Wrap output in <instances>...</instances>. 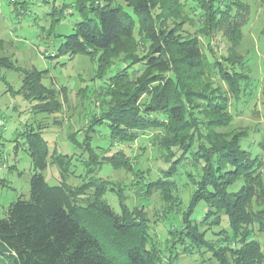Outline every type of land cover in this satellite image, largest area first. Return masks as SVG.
<instances>
[{
  "label": "trees",
  "instance_id": "16d2710c",
  "mask_svg": "<svg viewBox=\"0 0 264 264\" xmlns=\"http://www.w3.org/2000/svg\"><path fill=\"white\" fill-rule=\"evenodd\" d=\"M191 1L210 28L220 27L223 31L230 43L233 66L210 59L196 35L180 33L178 18L188 5L182 0H73L72 6L82 20L65 37L58 54H85L93 59L98 56L101 74L111 71L109 58L120 53L124 62L130 61L132 66L140 64L132 70L130 65L121 67L109 77L103 95L110 100L99 115H93L90 132L95 131L94 125H105L113 146L117 142L134 141L141 133L163 129L173 151L174 147L179 148L183 159L190 154L194 156L192 164L200 162L197 165L202 174L198 188L167 240L177 236V240L188 239L196 247L205 246L219 264H263L261 243L242 227L250 229L255 217L260 216H255L251 205L262 187L264 163L241 146L247 135L245 131L228 134L214 131V127L228 125L231 115L228 97L219 87L212 89L209 85L214 77H219L235 98L240 97L247 81L235 70L242 58L237 49L251 8L243 0ZM172 19L174 25L168 23ZM138 36L142 38L140 44ZM3 68L22 75L21 87L10 90L34 100L35 112L62 111L66 87L46 85L45 71L25 69L8 57H0V81L5 82ZM90 132L82 140L74 134L70 138L82 154L88 153V159H84L87 180L77 185L67 182L72 158L64 154H52L61 180L57 184L47 181L43 171L48 166V142L40 131L29 134L35 171L30 197H19L0 218V264H174V255L164 261L163 249L152 245L153 236L146 218L131 210L123 191L117 193L119 211L110 205L106 193L115 188L97 181L100 177L93 174L98 171L99 163L120 168L129 160H124L122 151L109 153L112 147H100L102 151L98 153L99 146ZM215 154L218 159L214 158ZM177 161L172 162L167 178L179 171ZM239 178L244 179L242 186L231 190ZM153 184L169 201V191L175 185L164 180ZM202 205L210 210L206 215L216 212L227 217L231 231L222 237L224 240L209 241L200 230L201 224L194 215ZM163 245L168 247L167 243Z\"/></svg>",
  "mask_w": 264,
  "mask_h": 264
},
{
  "label": "rangeland",
  "instance_id": "374dc122",
  "mask_svg": "<svg viewBox=\"0 0 264 264\" xmlns=\"http://www.w3.org/2000/svg\"><path fill=\"white\" fill-rule=\"evenodd\" d=\"M243 1L250 5L251 13L243 27L242 41L237 49V54L242 58L238 59L235 70L240 71L247 82L243 84L240 97L235 98L228 85L220 81L219 77L210 81L212 89L219 87V91L228 97V112L231 115L228 125L213 129L222 134L245 131L247 135L241 140V146L264 163V0ZM182 2L188 5L178 18L181 23L180 33L196 35L210 59L215 58L225 65L233 66L229 53L230 43L220 27L210 28L203 20L204 15L195 11L193 1ZM211 2L208 0V3ZM72 3L73 0H0V57H8L15 65L25 69L45 71L43 82L57 89L65 86L67 94L61 112H35L34 100H27L21 93L13 92L21 87L22 75L14 69H2L7 82L0 81V218L4 217L8 206L19 197H30L31 177L35 172L28 142L32 132L40 131L43 139L48 142V166L43 174L50 184H57L61 180L59 167L52 162L53 153L72 158L68 183L77 185L87 180L84 159H88V153L85 151L82 154V150L76 148L70 140L71 135L82 140L90 132L93 115H99L103 105L107 106L105 102L110 100L109 96L103 95L107 91L105 88L109 77L121 67L130 65V61L122 60L124 55L120 53L109 58L108 70L111 71L101 74L96 61L98 56L93 59L85 54H58V48L65 37L82 20ZM168 23L174 25L173 19ZM137 40L140 44L142 38L138 36ZM139 65H130L129 69ZM94 129L90 134L99 146H95L98 153L102 151L100 147H112L109 153L122 151L124 160H129L120 168L99 163L98 171L93 174V177H100L97 181L115 188L106 193L110 205L119 211L117 193L123 191L131 210L146 218L153 236L152 245L158 250L163 249L161 255L164 261L174 255V264H219L205 246L196 247L188 239L177 240V236L167 240L170 230L179 225L180 215L198 188L202 174L200 165H197L200 162L192 164L194 156L190 154L183 159L184 155L176 147L174 154L173 145L168 144L165 139L166 130L163 129L141 133L134 141L117 142L113 146H110L105 125H94ZM214 158L218 159V155L215 154ZM176 159L179 171L167 178L166 173ZM128 164L132 165L131 169ZM261 171L262 187L258 188L251 205L255 216H260L255 217L250 229L244 226L242 230L248 231L247 234L251 232V238L261 243L264 252V167ZM220 173L223 175V172ZM160 180L171 181L172 186L175 185L169 191V201L164 198L161 190L154 187L153 183ZM243 181V178H239L231 190L240 189ZM198 211L194 219H199L200 230L204 231L206 239L215 243L224 240L222 237L231 231L227 217L223 214L218 216L216 212L208 216L206 213L210 210L203 205ZM231 245L237 246L233 243ZM173 248L175 251H172Z\"/></svg>",
  "mask_w": 264,
  "mask_h": 264
},
{
  "label": "built area",
  "instance_id": "2783aa9c",
  "mask_svg": "<svg viewBox=\"0 0 264 264\" xmlns=\"http://www.w3.org/2000/svg\"><path fill=\"white\" fill-rule=\"evenodd\" d=\"M12 1H15V0H12Z\"/></svg>",
  "mask_w": 264,
  "mask_h": 264
}]
</instances>
